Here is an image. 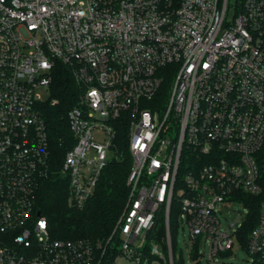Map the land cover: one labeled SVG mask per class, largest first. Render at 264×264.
Listing matches in <instances>:
<instances>
[{"label": "built area", "instance_id": "1", "mask_svg": "<svg viewBox=\"0 0 264 264\" xmlns=\"http://www.w3.org/2000/svg\"><path fill=\"white\" fill-rule=\"evenodd\" d=\"M57 62L82 88L69 207L85 208L127 129L128 198L102 240L55 238L36 211L50 168L39 90ZM241 194L261 198L248 232ZM234 203L248 214L225 226ZM173 205L193 264L195 244L207 264L237 245L264 264V0H0V264H175Z\"/></svg>", "mask_w": 264, "mask_h": 264}, {"label": "trees", "instance_id": "2", "mask_svg": "<svg viewBox=\"0 0 264 264\" xmlns=\"http://www.w3.org/2000/svg\"><path fill=\"white\" fill-rule=\"evenodd\" d=\"M82 88L76 81L71 68L57 62L53 69V81L49 96L41 104L40 110L47 125L50 145V168L42 179L37 192L36 211L47 219L50 232L60 239L102 240L110 236L116 220L121 214L128 198L127 179L131 170L132 158L127 146V129L120 121L117 150L119 159L109 162L102 173L94 195L82 210L69 207V183L61 174V166L67 151L74 144L68 124V112L80 101ZM246 205H252L251 220L245 224L246 232L257 224L261 198L240 195ZM177 214L171 212V237L175 264H187L183 252H179ZM156 236L165 237V219L156 223ZM199 244L193 248V258L200 254ZM201 264V262L197 263Z\"/></svg>", "mask_w": 264, "mask_h": 264}, {"label": "rangeland", "instance_id": "3", "mask_svg": "<svg viewBox=\"0 0 264 264\" xmlns=\"http://www.w3.org/2000/svg\"><path fill=\"white\" fill-rule=\"evenodd\" d=\"M39 93L43 102L48 99L49 94L45 89H40ZM247 214L248 211L245 206L234 203L229 208L223 209V213H219V218L221 219L223 225L227 226L231 222H236L240 216H242L241 222H244ZM177 231L178 250L179 252H183V256L187 264H193V261L190 259V253L192 252V240L188 234V229H184L179 225ZM209 250V244L200 246V254L202 256L201 264H207ZM247 258L246 252L237 245L235 246L234 253L230 252L221 254V256L217 258V264H248Z\"/></svg>", "mask_w": 264, "mask_h": 264}, {"label": "water", "instance_id": "4", "mask_svg": "<svg viewBox=\"0 0 264 264\" xmlns=\"http://www.w3.org/2000/svg\"><path fill=\"white\" fill-rule=\"evenodd\" d=\"M40 214V213H39Z\"/></svg>", "mask_w": 264, "mask_h": 264}]
</instances>
